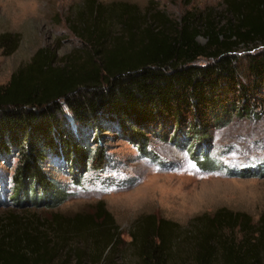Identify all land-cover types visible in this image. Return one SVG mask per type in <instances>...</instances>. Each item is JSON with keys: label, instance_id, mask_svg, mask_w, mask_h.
<instances>
[{"label": "trees", "instance_id": "1", "mask_svg": "<svg viewBox=\"0 0 264 264\" xmlns=\"http://www.w3.org/2000/svg\"><path fill=\"white\" fill-rule=\"evenodd\" d=\"M223 3L229 16L221 24L195 8L172 21L125 2L78 3L68 21L85 45L81 55L53 64L52 52L39 47L0 84V157L17 158L9 176L13 202L60 203L67 192L46 168H55L54 161L73 183L87 169H104V129L142 149L149 134L191 130L202 138L191 156L207 157V129L251 111L248 97L264 94V47L245 56L246 81L233 52L239 44H264V0ZM103 14L115 19L119 32L109 30ZM9 36L1 33L0 45ZM177 227L153 213L137 217L129 236L139 264H164L178 255L173 236L180 233L191 264H264V209L252 222L246 212L222 206L193 216L180 233ZM118 242L117 224L100 202L72 214L0 219V264H48L61 253L72 255V264H106Z\"/></svg>", "mask_w": 264, "mask_h": 264}, {"label": "rangeland", "instance_id": "2", "mask_svg": "<svg viewBox=\"0 0 264 264\" xmlns=\"http://www.w3.org/2000/svg\"><path fill=\"white\" fill-rule=\"evenodd\" d=\"M82 1L85 0H0V34L9 32L14 42L11 45L9 39L0 45V84L6 83L12 70L27 62L39 47L52 52L53 64H61L64 56L81 55L85 45L70 29L68 17ZM96 1L106 6L125 2L140 12L159 10L172 21L179 20L187 8L207 14L216 24L225 22L229 16L223 0ZM103 18V23H110L111 32H119L115 19H108L106 14ZM196 25L202 26L199 20ZM196 40L203 43L205 36L198 34ZM263 47L264 44L256 41L255 45L239 44L233 50L238 55L239 74L244 81L247 80L245 56ZM203 60L204 57L197 58V61ZM248 98L253 102L251 111L232 114L226 123L207 129V157H202V153L197 158L191 156L190 151L200 147L202 139H197L191 130L176 135H173L175 131H169L165 137L149 134L148 144L142 149L113 129H104L100 132L101 144L108 154L104 169H87L80 182L73 183L69 174L59 169V162L54 161L56 167L51 169L46 164L67 192L53 207L46 208L43 202L14 203L9 196V176L17 158L0 157V196L4 199H0V219L13 213L45 216L55 210L72 214L92 210L100 202L113 216L119 231V242L109 253L106 264H139L129 230L133 221L145 213L175 221L179 224V233L193 216L210 214L222 206L244 211L255 222L264 209V94L257 92ZM239 235L237 231L236 236ZM181 236V233L173 236V244L179 247L178 255L166 259L164 264H180L183 260L191 264L185 257L187 244L177 238ZM73 262L72 255L61 253L48 264Z\"/></svg>", "mask_w": 264, "mask_h": 264}]
</instances>
